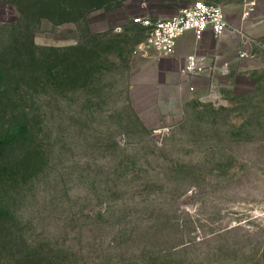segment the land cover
Wrapping results in <instances>:
<instances>
[{
	"label": "rangeland",
	"instance_id": "rangeland-1",
	"mask_svg": "<svg viewBox=\"0 0 264 264\" xmlns=\"http://www.w3.org/2000/svg\"><path fill=\"white\" fill-rule=\"evenodd\" d=\"M197 1L232 40L229 73L196 88L132 51L137 19ZM251 21L264 0H0V264H264Z\"/></svg>",
	"mask_w": 264,
	"mask_h": 264
},
{
	"label": "built area",
	"instance_id": "built-area-1",
	"mask_svg": "<svg viewBox=\"0 0 264 264\" xmlns=\"http://www.w3.org/2000/svg\"><path fill=\"white\" fill-rule=\"evenodd\" d=\"M248 15V14H246ZM136 22L147 29L146 39L138 44L132 55L142 60L161 61L175 52L181 37L191 33L199 42L206 32L214 38H220L228 30V21L224 8L220 5L197 1L176 14L165 19H137ZM227 64L211 63L207 65L195 54L186 57L180 70L183 77L201 74L207 76H226Z\"/></svg>",
	"mask_w": 264,
	"mask_h": 264
},
{
	"label": "crops",
	"instance_id": "crops-1",
	"mask_svg": "<svg viewBox=\"0 0 264 264\" xmlns=\"http://www.w3.org/2000/svg\"><path fill=\"white\" fill-rule=\"evenodd\" d=\"M256 24V23H255ZM253 22H243V28L245 29L247 35L257 37H263L264 32L261 33V28L259 25H255ZM231 36L223 35L218 40L215 39L210 32H206L203 35L201 41L197 42L191 33H188L181 37L177 43L175 54L172 57H168L162 61H142V65L146 67H151L158 71H170L177 70L179 67V72L182 68L181 62L187 55L195 54L200 60H203L206 64H211L213 62H228L230 61V41ZM210 81L209 76L206 74H201L193 77L190 80V85L193 87H199L200 82ZM199 82V83H198ZM189 84V83H188Z\"/></svg>",
	"mask_w": 264,
	"mask_h": 264
},
{
	"label": "trees",
	"instance_id": "trees-1",
	"mask_svg": "<svg viewBox=\"0 0 264 264\" xmlns=\"http://www.w3.org/2000/svg\"><path fill=\"white\" fill-rule=\"evenodd\" d=\"M2 81V77H1V75H0V82Z\"/></svg>",
	"mask_w": 264,
	"mask_h": 264
}]
</instances>
